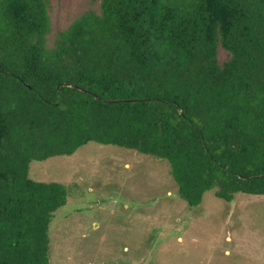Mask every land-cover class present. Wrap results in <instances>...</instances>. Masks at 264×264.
Listing matches in <instances>:
<instances>
[{"label":"trees","instance_id":"16d2710c","mask_svg":"<svg viewBox=\"0 0 264 264\" xmlns=\"http://www.w3.org/2000/svg\"><path fill=\"white\" fill-rule=\"evenodd\" d=\"M48 6L0 0V264H50L68 192L30 163L90 142L168 162L190 207L264 195V0H101L52 49Z\"/></svg>","mask_w":264,"mask_h":264},{"label":"rangeland","instance_id":"374dc122","mask_svg":"<svg viewBox=\"0 0 264 264\" xmlns=\"http://www.w3.org/2000/svg\"><path fill=\"white\" fill-rule=\"evenodd\" d=\"M88 12L101 0H49L46 48ZM230 59L219 45L218 65ZM29 177L68 192L50 223V264H264V195L226 202L209 190L190 207L168 162L95 142L32 161Z\"/></svg>","mask_w":264,"mask_h":264}]
</instances>
